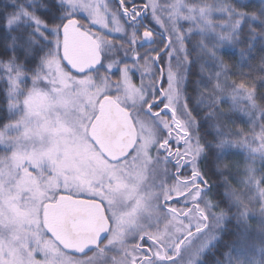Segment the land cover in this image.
Masks as SVG:
<instances>
[{
  "label": "snow or ice",
  "instance_id": "snow-or-ice-1",
  "mask_svg": "<svg viewBox=\"0 0 264 264\" xmlns=\"http://www.w3.org/2000/svg\"><path fill=\"white\" fill-rule=\"evenodd\" d=\"M115 4L57 0L53 11L39 0H13L15 11L4 13L7 30L31 31L12 36L7 46L22 47L27 64L16 56L0 61L15 117L0 123V264H205L202 256L220 241L216 233L227 218L207 197L211 188L200 167L206 144L221 159L236 148L253 162L264 161V106L255 85L231 80L218 55L223 45L241 42L245 24L252 34L247 39L255 40L251 24L264 28V8L258 16L230 0ZM40 9L51 13V24L37 15ZM182 22L191 26L182 28ZM194 33L201 37L194 47L216 69L206 74L212 89L201 90L196 107L224 116L222 99L233 111L244 101L248 115L257 114L259 131L255 123L250 133L216 124L218 143L201 137L185 93L193 63L186 41ZM259 35L264 39V31ZM245 172L240 183L247 191L225 178L224 197L246 223V200H258L264 217V175L257 178L251 164ZM234 251L236 257L226 253L216 264H264ZM259 253L264 257V247Z\"/></svg>",
  "mask_w": 264,
  "mask_h": 264
},
{
  "label": "trees",
  "instance_id": "trees-1",
  "mask_svg": "<svg viewBox=\"0 0 264 264\" xmlns=\"http://www.w3.org/2000/svg\"><path fill=\"white\" fill-rule=\"evenodd\" d=\"M198 2V0H188ZM16 3H22L23 0H15ZM40 3L56 11L57 0H39ZM239 10L248 13H256L260 15L261 9L264 8V0H244L241 4L240 0H230ZM13 0H0V61H6L12 56H16L18 62L27 64L25 59V52L22 47H17L14 51L8 49V44L11 42L12 36H20L22 33L27 35L30 29H13L11 31L5 28L4 13L15 11L12 7ZM113 6L116 7L115 2ZM37 15L42 19L47 20L51 24L49 16L51 13L40 9L37 11ZM218 19V18H217ZM153 24V22H152ZM154 25V24H153ZM155 26V25H154ZM189 27V25H186ZM251 26L256 30L255 40H249L247 37L252 34L248 32L247 24L243 25V32L241 42L233 44H225L220 48L218 55L225 61L229 67V78L243 82L252 86L255 85L257 92V103L264 106V39L261 38L259 33L264 31L261 24L257 21L252 22ZM156 27V26H155ZM117 41L121 39L120 36L111 37ZM38 40L39 37H36ZM201 37L198 34H193L189 41H186V45L189 49V60L193 63L188 69V81L185 85V93L189 97L188 105L193 110L192 114L196 117V120L201 124L200 135L206 141L212 144L218 143V137L216 136L214 125L220 124L222 130L227 131L231 129L233 132L240 128L245 132L250 133L254 123L256 131H259V124L256 122V113H253L251 119H246L244 112L239 108L238 110H232V103L228 100H221L219 108L225 113L224 116H209V113L214 111L209 109L206 105H202L199 108L196 107L197 101L201 99V90L211 91L212 85L206 80V74L214 71L209 60L210 58L206 54H202L199 48L194 47ZM205 43L211 46L212 41H209L206 37ZM23 44V41H19ZM252 45L251 48L249 45ZM157 44L148 45V47H159ZM201 65L204 66V73H201ZM102 71V70H101ZM241 73L247 75L241 76ZM114 79L119 78V74L113 71ZM4 73L0 71V123H6L10 119H14L8 112V83L3 79ZM197 81H202V84L197 85ZM30 83V82H29ZM207 100V97H203ZM246 103V102H245ZM243 101L239 103L240 106H245ZM251 111V110H250ZM207 117V119H205ZM235 121V122H233ZM253 122V123H252ZM229 139H235L234 136H229ZM207 157L202 159L200 167L205 174V179L208 180L211 191L207 193V196L212 199L214 203H218L219 207L215 210L223 209L226 213V219L223 221L222 229L219 233L220 241L217 242L216 247L211 251L206 252L202 259L205 264H216V262L225 260L226 253H231L233 257H236V250H242L244 257L247 259L249 256L255 259H264L259 253V249L264 247V217L259 212V201L246 202L250 209L247 222L239 216L241 209L234 205L224 197L226 186L224 179L227 178L229 184L236 188L238 191H247L240 183L242 179L246 177L245 168L251 164L257 172V178L264 175V161H261L259 157L253 162L248 157L246 150L231 148L226 150L223 158H218V149L215 147L207 148ZM2 146H0V155L2 154ZM227 165V167H225ZM184 175L190 173L183 170ZM252 193H249L251 195ZM177 206V205H176Z\"/></svg>",
  "mask_w": 264,
  "mask_h": 264
},
{
  "label": "rangeland",
  "instance_id": "rangeland-1",
  "mask_svg": "<svg viewBox=\"0 0 264 264\" xmlns=\"http://www.w3.org/2000/svg\"><path fill=\"white\" fill-rule=\"evenodd\" d=\"M143 2H145V0H142ZM160 2L161 3H166V2H170V0H160ZM188 2H190V3H193L192 1H188ZM110 6H112V7H114L113 6V0H110ZM115 8V7H114ZM78 19H82V17H77ZM122 23H123V20L121 21ZM154 24V23H153ZM189 25V27L191 26L188 22H182V28H188L186 25ZM155 25V24H154ZM126 26V25H125ZM156 26V25H155ZM94 30H96V31H100V29L97 27L96 29H94ZM117 36H120V34L119 35H117ZM103 71V70H102ZM114 71V70H113ZM73 74H75V73H73ZM114 75V74H113ZM113 79H114V77H113ZM137 80H139L138 81V83H140V79H139V77H138V74H134L133 75V82L135 83V84H137ZM244 102V101H243ZM245 103V102H244ZM245 106H240L239 105V108H241V110L244 112V114H245V117H246V119H247V121H248V119H251V116H249L248 115V112L250 111V109L248 108V105H247V103H245L244 104ZM253 123V122H252ZM255 146V145H254ZM4 153L2 152V154L1 155H3ZM168 168L170 169V170H173L172 169V166L171 165H168ZM208 197V196H207ZM208 199H210V200H212L210 197H208ZM177 206H179V205H177ZM216 208H214L213 209V211H215V212H220L219 210L217 211V210H215ZM222 226H223V223H222V225H221V229H222ZM220 231L221 230H218L217 231V235H219V233H220ZM133 243H135V241H132V240H130L129 241V244H133ZM198 243V242H197ZM71 254V253H70ZM71 255H74V254H71ZM88 255L89 256H91L92 255V253H88ZM109 255L110 256H118L119 255V253H117V252H111V253H109Z\"/></svg>",
  "mask_w": 264,
  "mask_h": 264
},
{
  "label": "flooded vegetation",
  "instance_id": "flooded-vegetation-1",
  "mask_svg": "<svg viewBox=\"0 0 264 264\" xmlns=\"http://www.w3.org/2000/svg\"><path fill=\"white\" fill-rule=\"evenodd\" d=\"M113 2H115V0H113ZM137 2H138V3H143L142 0H137ZM146 23H147V26H148L149 30H153V31H154V34H155L156 27L152 24L150 18H149V21H146ZM143 30H144V29L141 28V29H140V32L138 33V35L142 34ZM117 35H119V34H115L114 36L117 37ZM120 37H121V36H120ZM157 46H160V45L158 44ZM148 48H149V47H148V44H145L143 48H140V46L137 45V49H138L139 51H141V52L147 50ZM128 63H131V61H128ZM161 63H163V61H162ZM73 73H74V72H73ZM138 77H139V75H138ZM138 81H139V80H137V84H136L137 86H139V84H140V83H138ZM164 86H165V87L167 86L166 83H164ZM173 147H175V145H173Z\"/></svg>",
  "mask_w": 264,
  "mask_h": 264
},
{
  "label": "water",
  "instance_id": "water-1",
  "mask_svg": "<svg viewBox=\"0 0 264 264\" xmlns=\"http://www.w3.org/2000/svg\"><path fill=\"white\" fill-rule=\"evenodd\" d=\"M78 19V18H77ZM75 73V72H74ZM71 254H74V255H76L75 253H71Z\"/></svg>",
  "mask_w": 264,
  "mask_h": 264
}]
</instances>
